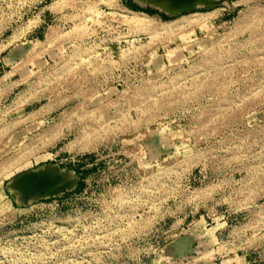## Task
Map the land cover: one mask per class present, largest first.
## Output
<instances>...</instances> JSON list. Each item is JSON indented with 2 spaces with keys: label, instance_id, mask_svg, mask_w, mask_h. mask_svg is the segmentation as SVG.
I'll return each mask as SVG.
<instances>
[{
  "label": "rangeland",
  "instance_id": "1",
  "mask_svg": "<svg viewBox=\"0 0 264 264\" xmlns=\"http://www.w3.org/2000/svg\"><path fill=\"white\" fill-rule=\"evenodd\" d=\"M0 264H264V0H0Z\"/></svg>",
  "mask_w": 264,
  "mask_h": 264
},
{
  "label": "water",
  "instance_id": "2",
  "mask_svg": "<svg viewBox=\"0 0 264 264\" xmlns=\"http://www.w3.org/2000/svg\"><path fill=\"white\" fill-rule=\"evenodd\" d=\"M226 1L231 0H148V2H151L160 9L165 10L172 16L194 8L198 4H204L208 7H212Z\"/></svg>",
  "mask_w": 264,
  "mask_h": 264
},
{
  "label": "trees",
  "instance_id": "3",
  "mask_svg": "<svg viewBox=\"0 0 264 264\" xmlns=\"http://www.w3.org/2000/svg\"><path fill=\"white\" fill-rule=\"evenodd\" d=\"M133 7H134L135 9H139V10L147 11L148 13H151V14L156 13V10L151 9V8H142V7H140V6H136V5H134ZM163 17H164L165 19H172V18H173V17L167 16V15H163Z\"/></svg>",
  "mask_w": 264,
  "mask_h": 264
}]
</instances>
